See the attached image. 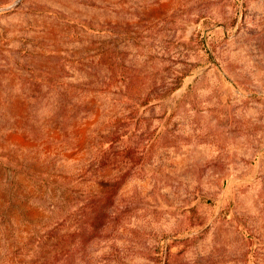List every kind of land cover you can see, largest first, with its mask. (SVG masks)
Masks as SVG:
<instances>
[{
  "label": "rangeland",
  "instance_id": "rangeland-1",
  "mask_svg": "<svg viewBox=\"0 0 264 264\" xmlns=\"http://www.w3.org/2000/svg\"><path fill=\"white\" fill-rule=\"evenodd\" d=\"M48 233L264 264V0H0V264Z\"/></svg>",
  "mask_w": 264,
  "mask_h": 264
},
{
  "label": "trees",
  "instance_id": "trees-1",
  "mask_svg": "<svg viewBox=\"0 0 264 264\" xmlns=\"http://www.w3.org/2000/svg\"><path fill=\"white\" fill-rule=\"evenodd\" d=\"M210 52V51H208ZM105 215V217H107L109 215V210L105 211L103 213V216ZM88 234V233H87ZM63 239L62 238H58L56 236H53L52 234H46L43 236V241L45 242V244L47 246H50L51 248L47 249V250H43L42 249V257L44 258L43 260H41L38 264H54V262L57 260L56 264H84L83 259H81V257L78 256L77 253H73V250H77V248L83 247V250L86 249V245L89 244V242L91 241V239L88 236H83L81 237L75 244V248H70V249H64L61 251V253L59 252L58 255L61 256V259L58 257L56 258V260L53 262V259L51 258V252H52V248H53V244H54V248H57L59 246L60 240ZM86 246V247H85Z\"/></svg>",
  "mask_w": 264,
  "mask_h": 264
}]
</instances>
